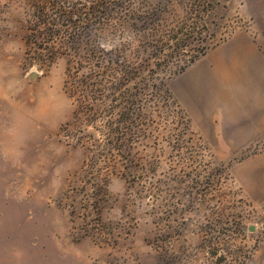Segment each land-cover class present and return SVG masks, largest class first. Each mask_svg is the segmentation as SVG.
<instances>
[{
    "label": "rangeland",
    "instance_id": "rangeland-1",
    "mask_svg": "<svg viewBox=\"0 0 264 264\" xmlns=\"http://www.w3.org/2000/svg\"><path fill=\"white\" fill-rule=\"evenodd\" d=\"M130 1L65 28L75 48L43 50L27 41L32 1L0 0V264H264V195L236 173L264 152V131L234 145V131L196 123L172 82L237 32L264 54V0ZM138 9L167 45L130 86L142 124L114 134L104 113L119 101L84 123L69 54L93 46L119 62Z\"/></svg>",
    "mask_w": 264,
    "mask_h": 264
},
{
    "label": "trees",
    "instance_id": "trees-1",
    "mask_svg": "<svg viewBox=\"0 0 264 264\" xmlns=\"http://www.w3.org/2000/svg\"><path fill=\"white\" fill-rule=\"evenodd\" d=\"M32 1L29 6L32 7L28 14L26 21V36L27 41L38 43L43 50L50 47L56 48H70L74 47L78 40L76 35L75 40L66 34L67 27L71 23L77 22L85 23L88 19V14L97 15L104 9V0H30ZM126 3V4H125ZM131 1L122 0V7L130 6ZM125 9V8H124ZM140 13L133 12L129 16L132 24L137 22L143 26L134 28L133 43L128 45L123 44L119 49L121 54L118 60L112 58H105L97 54L95 47L88 46L84 53L76 48V52L70 55L68 61L67 76L71 78L73 83H78L75 90L71 93H77L79 98L78 107L79 113L83 117L84 123L93 125L96 117L101 115L97 110H100L105 99L108 101H119L115 105H111L106 109L108 116L106 121L107 131L122 133L128 129L133 131L134 127L142 124L141 114L143 112V105L134 102V94L130 86L138 75L141 73L138 66V61L144 60L146 55H151L153 51L163 49L165 46L162 35L160 34L159 27L155 24H148V16L145 17L144 11L139 10ZM96 12V13H95ZM102 20H109L111 17L105 16ZM100 17V15H98ZM77 26H79L77 24ZM29 39V40H28ZM68 43L67 46H62ZM171 43V41H170ZM177 44L178 42H175ZM59 46V47H57ZM98 48V47H97ZM210 47L203 46L189 61L188 64L181 65L179 71H183L189 64L204 55ZM112 52V51H111ZM82 54V55H81ZM81 70V75L78 72ZM178 70V69H177ZM71 82V83H72ZM80 84V85H79ZM76 89H81L80 91ZM86 90V92H85ZM135 103V108H131V103ZM77 116V115H76ZM91 119H94L93 121ZM109 136V132H108ZM123 139V136L121 137Z\"/></svg>",
    "mask_w": 264,
    "mask_h": 264
},
{
    "label": "crops",
    "instance_id": "crops-1",
    "mask_svg": "<svg viewBox=\"0 0 264 264\" xmlns=\"http://www.w3.org/2000/svg\"><path fill=\"white\" fill-rule=\"evenodd\" d=\"M172 82L196 123L234 131V145H247L264 131V54L250 34L235 33ZM212 100L216 112L208 109ZM236 173L251 196L264 195V152L245 159Z\"/></svg>",
    "mask_w": 264,
    "mask_h": 264
}]
</instances>
